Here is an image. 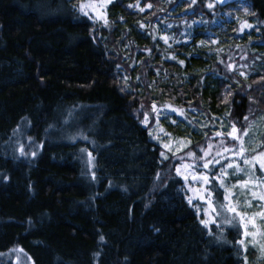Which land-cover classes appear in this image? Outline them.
Here are the masks:
<instances>
[{
  "label": "trees",
  "instance_id": "obj_1",
  "mask_svg": "<svg viewBox=\"0 0 264 264\" xmlns=\"http://www.w3.org/2000/svg\"><path fill=\"white\" fill-rule=\"evenodd\" d=\"M81 1L0 0V254L21 246L33 264H245L244 227L203 222L175 172L177 157L162 158L142 119L154 103L191 107L226 115L243 132L264 117V67L242 79L187 54L201 42L200 28L169 60L141 20L170 18L173 7L175 15L209 19L208 4L215 13L247 4L264 40V0L225 8L212 0H113L105 24ZM19 130L25 152L12 155ZM205 133L186 151L207 150L216 133ZM261 137L256 157L264 127ZM86 148L95 157L92 176L82 163ZM252 164L262 177L260 160ZM211 181L219 202L233 200Z\"/></svg>",
  "mask_w": 264,
  "mask_h": 264
},
{
  "label": "rangeland",
  "instance_id": "obj_2",
  "mask_svg": "<svg viewBox=\"0 0 264 264\" xmlns=\"http://www.w3.org/2000/svg\"><path fill=\"white\" fill-rule=\"evenodd\" d=\"M112 1L82 0L80 5L82 11L93 21L105 24L106 10ZM211 5L209 7L208 4L207 9L215 16L209 19L203 17L201 12H197L194 18L187 17L185 13L175 15L174 11L178 7H173L171 11H167L170 18L166 16L160 22L152 24L147 19H142L141 27L152 31V42L156 47L160 46L162 55L169 60H177V47L188 44L194 29L200 28L203 33L199 37L201 42L186 49L187 54L197 51L205 58L227 66L242 79L264 67V59L257 48L264 47V40L259 38L260 22L253 15L247 14V4H238L231 10L222 9L217 13L213 10L214 5ZM136 9L142 14L145 8L141 10L138 4ZM131 66L134 67L132 63ZM124 80L126 81V77ZM225 118L226 115L208 116L203 109L189 107L181 110L167 104L154 103L144 115L142 125L148 128L153 140L160 146L163 159L171 157L174 160L177 157L173 167L176 174L186 181L189 199L195 201L203 222L220 226H227L229 223L232 228L244 227L241 244L245 252V264H264V215H261L264 213V199L260 198L264 195V175L257 177L252 164L262 141L264 117L256 116L247 122L244 129L247 135L237 129L239 139H233L229 135L233 127L228 125ZM208 129L216 133L213 136L216 137L215 141L212 140L208 149H201L202 154L199 156L194 152H187L186 149L198 140L197 137L204 136ZM21 136L20 130L15 132L12 146L9 143L12 155L15 152H25V145H18L22 141ZM241 141L243 152L240 149ZM238 144L239 148L236 146ZM196 157L202 158L201 163L193 162ZM245 160L251 163H245ZM82 163L84 169L91 176L94 175L95 157L87 148L82 150ZM212 167L216 170L211 175ZM260 172L264 174L261 168ZM203 177H207V181ZM212 178L217 181L218 187L233 192V200L226 196L225 200L219 202L214 197ZM257 188H260L263 195L255 196L254 190ZM230 208L235 211H230ZM236 221L240 223L234 227ZM242 221L244 225L241 224ZM0 256L11 264H33L32 257L21 246L12 247Z\"/></svg>",
  "mask_w": 264,
  "mask_h": 264
},
{
  "label": "snow or ice",
  "instance_id": "obj_3",
  "mask_svg": "<svg viewBox=\"0 0 264 264\" xmlns=\"http://www.w3.org/2000/svg\"><path fill=\"white\" fill-rule=\"evenodd\" d=\"M193 3H195V0H193ZM149 7H151V5H149ZM209 7H212V5L209 4ZM141 10H143V9H141ZM173 111H175V110H173ZM245 119H247V117H245ZM237 131L238 130L235 128V126H233L232 132L229 133V135L232 136L233 139H239V137L236 135ZM217 135H219V133ZM244 135H247V131L244 132ZM242 144H243V142L241 141V152L244 151V149L242 147ZM254 159H259L260 160V168L262 170H264V152L260 153L259 157H256ZM245 163H251V161L245 160ZM207 166H208V164L206 163L205 167H207ZM229 167H232V165H229ZM203 179H205V181H207V177H203ZM245 183H247V182H245ZM260 198L264 199V196H262ZM229 210L230 211H235V209H231V208ZM261 215H264V213H261ZM246 235H247V233H246Z\"/></svg>",
  "mask_w": 264,
  "mask_h": 264
},
{
  "label": "water",
  "instance_id": "obj_4",
  "mask_svg": "<svg viewBox=\"0 0 264 264\" xmlns=\"http://www.w3.org/2000/svg\"><path fill=\"white\" fill-rule=\"evenodd\" d=\"M212 1L221 7H226V6H229V5L234 4L236 2L247 1V0H212Z\"/></svg>",
  "mask_w": 264,
  "mask_h": 264
}]
</instances>
